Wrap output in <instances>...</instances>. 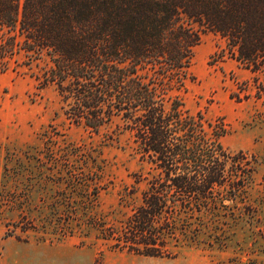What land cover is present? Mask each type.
Returning <instances> with one entry per match:
<instances>
[{"label":"trees","instance_id":"16d2710c","mask_svg":"<svg viewBox=\"0 0 264 264\" xmlns=\"http://www.w3.org/2000/svg\"><path fill=\"white\" fill-rule=\"evenodd\" d=\"M207 33L224 43L219 58L264 74V0H0V76L54 86L75 126L119 119L152 167L123 228L100 229L112 250L174 258L173 241H196L194 220L245 198L254 156L224 147L223 125L174 95Z\"/></svg>","mask_w":264,"mask_h":264},{"label":"rangeland","instance_id":"374dc122","mask_svg":"<svg viewBox=\"0 0 264 264\" xmlns=\"http://www.w3.org/2000/svg\"><path fill=\"white\" fill-rule=\"evenodd\" d=\"M223 45L202 37L193 79L174 95L222 124V145L254 156L256 171L245 198L194 220L196 241H173L170 259L112 250L101 237L123 228L153 172L122 121L75 126L54 86L39 89L26 70L1 75L0 264H264V74L219 58Z\"/></svg>","mask_w":264,"mask_h":264}]
</instances>
